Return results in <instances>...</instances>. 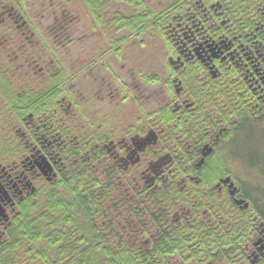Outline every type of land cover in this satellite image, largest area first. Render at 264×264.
Listing matches in <instances>:
<instances>
[{"label":"flooded vegetation","instance_id":"flooded-vegetation-1","mask_svg":"<svg viewBox=\"0 0 264 264\" xmlns=\"http://www.w3.org/2000/svg\"><path fill=\"white\" fill-rule=\"evenodd\" d=\"M241 114L264 122V0H0V245L84 178L92 225L149 264H264L223 155Z\"/></svg>","mask_w":264,"mask_h":264},{"label":"trees","instance_id":"trees-1","mask_svg":"<svg viewBox=\"0 0 264 264\" xmlns=\"http://www.w3.org/2000/svg\"><path fill=\"white\" fill-rule=\"evenodd\" d=\"M239 118L223 155L238 162L252 210L264 219V145L256 134L264 133V122L246 114ZM76 180L45 187L43 199L30 205L26 220L19 217L13 241L0 245V264H149L128 245L104 239L90 220L91 182Z\"/></svg>","mask_w":264,"mask_h":264},{"label":"rangeland","instance_id":"rangeland-1","mask_svg":"<svg viewBox=\"0 0 264 264\" xmlns=\"http://www.w3.org/2000/svg\"><path fill=\"white\" fill-rule=\"evenodd\" d=\"M74 7H75V6H74ZM77 7L79 8V5H77ZM256 134H261V136L259 137V139H260L262 142H264V133H259V132H257ZM262 142H260V145H261V144L264 145V143H262Z\"/></svg>","mask_w":264,"mask_h":264},{"label":"water","instance_id":"water-1","mask_svg":"<svg viewBox=\"0 0 264 264\" xmlns=\"http://www.w3.org/2000/svg\"><path fill=\"white\" fill-rule=\"evenodd\" d=\"M247 205V204H246Z\"/></svg>","mask_w":264,"mask_h":264}]
</instances>
